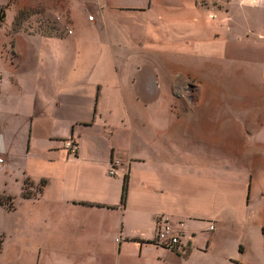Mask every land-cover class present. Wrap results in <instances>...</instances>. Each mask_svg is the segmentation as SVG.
<instances>
[{"label": "crops", "instance_id": "0c3cea01", "mask_svg": "<svg viewBox=\"0 0 264 264\" xmlns=\"http://www.w3.org/2000/svg\"><path fill=\"white\" fill-rule=\"evenodd\" d=\"M0 76L37 264H264V0H0Z\"/></svg>", "mask_w": 264, "mask_h": 264}, {"label": "rangeland", "instance_id": "374dc122", "mask_svg": "<svg viewBox=\"0 0 264 264\" xmlns=\"http://www.w3.org/2000/svg\"><path fill=\"white\" fill-rule=\"evenodd\" d=\"M185 82L176 79L174 85L184 87L193 85L190 80ZM179 94L178 96L184 93ZM189 95L187 92L186 97ZM39 144L40 142L37 141L35 147L38 148ZM24 188L25 191L37 195V188L31 189L29 182L24 185ZM13 202V211L8 212L0 207V231L4 233L0 250V264H37L38 244L42 240L41 236L45 234V225L40 221L44 207L36 200H24L19 197H16ZM43 239L45 240L44 237ZM47 242H49V238H47Z\"/></svg>", "mask_w": 264, "mask_h": 264}, {"label": "built area", "instance_id": "2783aa9c", "mask_svg": "<svg viewBox=\"0 0 264 264\" xmlns=\"http://www.w3.org/2000/svg\"><path fill=\"white\" fill-rule=\"evenodd\" d=\"M89 19H92V17H89ZM0 90H1V76H0ZM63 145L66 151H68L70 154L76 153L77 146L73 141L66 140L64 141ZM112 174L113 171H110V175ZM179 231L180 230L176 228L169 220H164L154 237V243L163 248L175 250L179 246V242H180Z\"/></svg>", "mask_w": 264, "mask_h": 264}, {"label": "trees", "instance_id": "16d2710c", "mask_svg": "<svg viewBox=\"0 0 264 264\" xmlns=\"http://www.w3.org/2000/svg\"><path fill=\"white\" fill-rule=\"evenodd\" d=\"M126 178L124 177V182H123V189H122V196H121V202L123 203L124 202V199H125V194H126ZM27 182L25 181L24 182V185H26ZM29 185V184H28ZM43 183H41L40 186H42ZM23 197L26 198V199H35L37 195H34L32 194V192H27L25 191V188H23ZM37 193L40 191V188H37ZM0 205L1 206H5V208L9 211L13 210V202H12V199L10 197H3L0 195ZM2 243H3V239L2 237L0 236V250L2 248Z\"/></svg>", "mask_w": 264, "mask_h": 264}]
</instances>
